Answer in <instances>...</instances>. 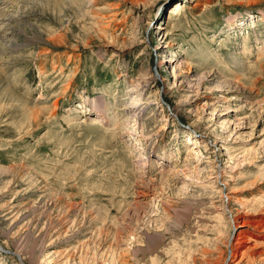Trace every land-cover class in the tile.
Returning <instances> with one entry per match:
<instances>
[{"label": "rangeland", "instance_id": "374dc122", "mask_svg": "<svg viewBox=\"0 0 264 264\" xmlns=\"http://www.w3.org/2000/svg\"><path fill=\"white\" fill-rule=\"evenodd\" d=\"M8 1L0 264H264V0Z\"/></svg>", "mask_w": 264, "mask_h": 264}, {"label": "bare ground", "instance_id": "6f19581e", "mask_svg": "<svg viewBox=\"0 0 264 264\" xmlns=\"http://www.w3.org/2000/svg\"><path fill=\"white\" fill-rule=\"evenodd\" d=\"M9 3V1L7 0V1H2V2H0V11H2L3 9H5V7H1L2 5H7ZM8 15V17H6V16H2V17H0V20H2V19H7V20H9V21H11V20H15V16H12V15H10V14H7ZM1 16V15H0ZM4 23H5V21H4ZM19 30L20 31H24L23 29H20L19 28ZM19 31V32H20ZM0 35L2 36V38L4 37V36H8V35H11V33H9L8 32V30L7 29H5L4 28V26L0 23ZM35 35H39V34H36L35 33ZM39 38H41L40 36H38ZM144 105H146V102H144V101H139V102H136V103H134V104H131L130 105V107H132L133 109H134V118H141L144 114H146L145 113V108L143 107ZM128 131V130H127ZM233 222H235V221H233ZM235 224V223H234ZM233 225V223L231 224V226ZM234 226V225H233ZM232 226V227H233ZM229 247H230V251H231V253H230V255H231V257L233 256V250H232V244H230L229 245ZM230 257V258H231ZM227 264V263H226Z\"/></svg>", "mask_w": 264, "mask_h": 264}]
</instances>
